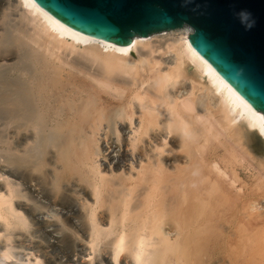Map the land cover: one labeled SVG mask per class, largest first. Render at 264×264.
<instances>
[{"label":"bare ground","instance_id":"obj_1","mask_svg":"<svg viewBox=\"0 0 264 264\" xmlns=\"http://www.w3.org/2000/svg\"><path fill=\"white\" fill-rule=\"evenodd\" d=\"M191 33L0 0V264H264V113Z\"/></svg>","mask_w":264,"mask_h":264},{"label":"water","instance_id":"obj_2","mask_svg":"<svg viewBox=\"0 0 264 264\" xmlns=\"http://www.w3.org/2000/svg\"><path fill=\"white\" fill-rule=\"evenodd\" d=\"M71 27L107 41L192 28L193 48L264 113V0H34Z\"/></svg>","mask_w":264,"mask_h":264},{"label":"rangeland","instance_id":"obj_3","mask_svg":"<svg viewBox=\"0 0 264 264\" xmlns=\"http://www.w3.org/2000/svg\"><path fill=\"white\" fill-rule=\"evenodd\" d=\"M167 31H164L163 33H165ZM96 68V67H94ZM109 98H113L111 95L107 94ZM259 135L254 134L253 135V140H252V153L254 155H256L257 159H261L264 157V141L260 138ZM254 142V143H253ZM253 162V161H252ZM255 163H253L254 166H257V162L254 161ZM2 258V257H1ZM88 258V257H87ZM4 260L8 261V263H13V259H5ZM13 261V262H12Z\"/></svg>","mask_w":264,"mask_h":264}]
</instances>
